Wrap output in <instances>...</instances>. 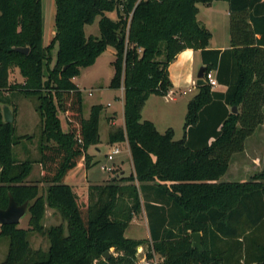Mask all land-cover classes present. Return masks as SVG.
Wrapping results in <instances>:
<instances>
[{
    "label": "trees",
    "instance_id": "obj_1",
    "mask_svg": "<svg viewBox=\"0 0 264 264\" xmlns=\"http://www.w3.org/2000/svg\"><path fill=\"white\" fill-rule=\"evenodd\" d=\"M55 1L56 34L45 45L42 0H0V208L11 193L18 204L29 200L31 215V228L0 225V237L9 239L0 264H138L145 240L125 233L143 210L152 245L165 256L162 264H264V170L248 181H220L233 154L264 122V0H226L232 48L224 51L210 48L212 32L197 18L198 3L214 0ZM114 11L116 19L107 14ZM98 16L100 35L87 36L85 26ZM56 45L55 66L46 76ZM109 45L116 49L111 87L124 86L125 123L110 130L109 143L128 142L133 171L91 184L83 201L66 178L82 159L87 168L97 162L88 150L101 142L103 105H92L86 117L74 77ZM186 48L200 50L206 73L215 70L227 90L198 85L184 137L176 140L172 127L159 131L142 110L150 95L171 90L169 64ZM15 65L25 84L10 83ZM19 94L39 100L43 128L36 162L40 181L49 184L46 194L38 183L26 182L35 161L14 156L13 145L25 135L3 120L2 104ZM47 206L60 211V223L44 225ZM31 231L48 237L47 249L31 245ZM197 231L202 250L193 246Z\"/></svg>",
    "mask_w": 264,
    "mask_h": 264
},
{
    "label": "rangeland",
    "instance_id": "obj_2",
    "mask_svg": "<svg viewBox=\"0 0 264 264\" xmlns=\"http://www.w3.org/2000/svg\"><path fill=\"white\" fill-rule=\"evenodd\" d=\"M222 4L225 1H219ZM44 11V41L45 45L52 42L56 34V12L57 5L55 0H42ZM203 6V5H201ZM202 10H207L206 7H202ZM209 11V10H208ZM207 12V11H206ZM112 18H117V13H107ZM222 15V14H221ZM203 17V13L200 14ZM209 27L214 30L215 36L220 34L221 29L216 28V22H222L219 13L213 11L208 12ZM99 19L98 16L93 24L85 26V32L87 36H99ZM204 19V18H203ZM215 25V26H214ZM219 27V25H218ZM58 45L52 51L53 59L45 67V74L48 76V68L51 69L55 66L56 53ZM115 46L109 45L106 50L95 60V62L89 66L80 67V71L74 77L75 83L78 85L83 94L84 112L85 115H90L91 106L96 103H101L103 108L100 113V139L99 143L100 152H97L96 148L92 147V152L97 153L93 155V160L96 156L97 161L95 165L89 167V176L99 182L108 183L112 181L113 176L120 178L121 176L129 175L132 166V159L129 160V147L125 142H119V144L109 143L110 130L123 126L124 107L123 99L124 86L121 88H112L111 81L115 76L116 69L113 64L116 55ZM183 57L176 56L169 64V77L172 83L171 89H174L172 94H152L150 99L145 103L142 116L144 118H150L160 131H164L169 126L174 128L176 132L175 138H181L184 134L185 117L188 110L189 101L196 95V89L193 88L191 80L186 79L189 72V63L186 64L182 61ZM202 62L199 59L191 65L193 76L197 77V74L202 66ZM206 65V64H205ZM207 66V65H206ZM11 84H25L27 78L22 74L19 66L15 65L11 67ZM179 80V81H178ZM197 85V83H194ZM198 86V85H197ZM169 93V92H168ZM124 97V96H123ZM15 103L12 105L16 109L14 126L18 128L17 134L25 135L15 144L14 156L17 158L18 150L29 146L32 148L33 153L26 155L23 160H32L34 162L33 171L31 177L26 182L38 183L40 187V193L46 194L48 183L38 180L41 179V164L36 162L35 158L40 157L39 143L42 135L43 120L40 113L37 110L39 100L34 96H25L19 94L14 96ZM37 112V113H34ZM59 116L61 119L62 128L68 130V120L66 113L59 109ZM112 120V121H111ZM115 121V122H114ZM263 143V144H262ZM115 147H119L121 152L116 154L113 160L108 158L110 153ZM37 150V152H36ZM89 151V150H88ZM249 154V156L247 155ZM255 158V161H253ZM94 162V161H93ZM255 162L259 165L258 168H253ZM85 164V160H84ZM102 165H107L108 168H103ZM86 166V165H85ZM247 167V169H246ZM110 168V169H109ZM125 168L126 171L121 172ZM245 169V170H243ZM264 170V126L258 129L256 135L249 139L247 144V152H239L235 154L230 165L228 172L221 177V180L242 181L245 179H252L256 174ZM73 187L75 188L78 198L83 201H87L89 197V186L87 182L81 183L80 180L75 177L72 178ZM68 182V181H67ZM124 182V181H122ZM146 213L142 211L132 220L129 227L126 230L125 235L127 237H135L145 240L141 245L144 248L150 246L151 240L146 221ZM30 213H27L21 218L17 224L20 228H31L30 225ZM60 211L54 207L47 206L43 223L46 227L60 223L63 219ZM31 245L34 248L47 249L49 246V239L37 231H31L29 235ZM139 248V247H138ZM9 249V239L6 237H0V263L4 261ZM113 251V249H111Z\"/></svg>",
    "mask_w": 264,
    "mask_h": 264
},
{
    "label": "crops",
    "instance_id": "obj_3",
    "mask_svg": "<svg viewBox=\"0 0 264 264\" xmlns=\"http://www.w3.org/2000/svg\"><path fill=\"white\" fill-rule=\"evenodd\" d=\"M219 1H225L223 4L221 3V2H219ZM201 5H203V6H201ZM202 7H206V9L207 10H202ZM198 8H199V11H198V14H197V18H198V20L201 22V23H203L206 27H208L210 30H211V32H212V37H211V39H210V48H214V49H220L221 51H224V50H226V49H230V48H232V42H231V28H230V23H231V13H230V6H229V2L228 1H226V0H214L213 2H211L210 4H204V3H198ZM210 9H211V11H213L214 13H219V15H220V17H221V19L223 20L221 23L219 22H216L215 21V23H216V28H220L221 29V32H220V34L218 33V35H216L215 36V32H214V30L213 29H211V27H209L210 25V23H209V20H210V18H208V12L210 11ZM209 10V11H208ZM207 11V12H206ZM203 13V17L201 18L200 17V14H202ZM222 14V15H221ZM204 18V19H203ZM218 25H219V27H218ZM258 37L260 36L259 34L257 35ZM178 57H180V56H182L183 57V59H182V61H183V63H187V62H189V60L191 59V63H189V66H188V68L190 69L189 70V72L187 73V77H186V79H188V80H191L192 81V83H193V88H195L196 89V93L198 92V88H197V85H195L194 84V82L197 80V77H194L193 76V72L191 71L192 70V67H191V65L196 61V59H199L200 60V62H202V59H201V55H200V50H196V49H193V48H186V49H184V50H182L181 52H179L178 53V55H177ZM202 64L203 65H205L203 62H202ZM213 73H214V75L216 76V71L214 70L213 71ZM179 81V80H178ZM10 82H11V76H10ZM215 89H217V90H220V91H226L227 90V85H225V84H221V83H219L218 82V85L217 86H215L214 87ZM174 89H171L170 91H169V93L168 94H172L174 91H173ZM6 94L7 95H9V91L8 92H6ZM18 96V95H17ZM124 96V95H123ZM123 96H121L122 97V99L124 98ZM150 97H151V95H150ZM150 97L147 99V101L150 99ZM147 101H146V103H147ZM15 103V100L11 103V104H14ZM96 104H101V103H96ZM94 105V104H93ZM146 105V104H145ZM92 107V106H91ZM123 107H124V100H123ZM34 113H37V112H34ZM85 113V112H84ZM86 117H88L87 115H85ZM143 119H149V120H151V121H153L152 119H150V118H144L143 117ZM15 121V120H14ZM112 121V120H111ZM115 122V121H114ZM123 123H124V117H123ZM123 126H125V123L123 124ZM264 126V122L262 123V124H260L257 128H256V130H255V132L251 135V136H249L247 139H246V142H245V148H244V150L243 151H240V152H247V144H248V141H249V139H251L254 135H256V133H257V131H258V129H260V127H263ZM169 127H171V126H169ZM168 127V128H169ZM16 128V132H17V130H18V128L17 127H15ZM168 128H166V129H168ZM173 128V127H172ZM165 129V130H166ZM174 129V128H173ZM158 130H159V128H158ZM164 130V131H165ZM160 131V130H159ZM164 131H161V132H164ZM175 134H176V132H175ZM184 134H185V131H184ZM184 134H183V136L181 137V138H175L176 140H179V139H182L183 137H184ZM23 135V134H22ZM125 143H127V145H128V147H129V144H128V142H126L125 141ZM115 144H119V142H117V143H115ZM263 144V143H262ZM99 145V144H98ZM98 145H92V147L94 146L97 150V152H100V147L98 146ZM92 147L89 149V153L91 154V155H97V153H93L92 152ZM39 148V147H38ZM14 149H15V144L13 145V151H14ZM36 152H37V150H36ZM129 152H130V155H129V160H131V151H130V148H129ZM31 153H33V150H32V148H29V146H26V147H24V148H22L21 150H18V156H17V158L16 159H18V160H23V158H26V155H29V154H31ZM237 153H239V152H236V153H234L233 154V156H232V158H231V161H230V163H229V167H228V169H227V171H226V173L228 172V170L230 169V165H231V162H232V160H233V157L235 156V154H237ZM248 156H249V154H247ZM40 157H36L35 158V160H38ZM95 160H96V156H95V158H94V162H95ZM253 161H255V158H254V160ZM253 166V168H258L259 167V165L255 162V164H253L252 165ZM34 167V166H33ZM246 169H247V167H246ZM243 170H245V169H243ZM124 171H126L125 170V168H123L122 170H121V172H123L124 173ZM131 171H133V164H132V166H131ZM225 173V174H226ZM41 174H42V166H41ZM224 174V175H225ZM31 177V175L27 178V180L29 179ZM75 177H77L79 180H80V182L81 183H85V182H87L88 184H105L104 182H99V181H96L95 179H92L90 176H89V168H87L86 166H85V164H84V159H82L80 162H79V164L77 165V167L75 168V169H73L70 173H69V175L67 176V178H66V181H68V183H70L71 185H73V181H71V179L72 178H75ZM38 180H40V178L38 177L37 178ZM249 180V179H248ZM247 179H245V180H242V181H248ZM220 181H224V180H221L220 179ZM225 181H231V180H225ZM28 183V182H27ZM144 212H145V210H143ZM146 213V212H145ZM146 216V221H147V225H148V230H149V235H150V229H149V223H148V217H147V214L145 215ZM134 220V219H133ZM132 223V222H131ZM132 238V237H131ZM133 238H135V237H133ZM135 239H139V238H135Z\"/></svg>",
    "mask_w": 264,
    "mask_h": 264
},
{
    "label": "water",
    "instance_id": "obj_4",
    "mask_svg": "<svg viewBox=\"0 0 264 264\" xmlns=\"http://www.w3.org/2000/svg\"><path fill=\"white\" fill-rule=\"evenodd\" d=\"M18 51L23 53H29L30 48L28 46H20L16 48ZM67 67V66H65ZM207 70L206 65H202L198 74H197V85H204L206 84L205 80V73ZM234 112H237V108L234 107ZM2 113H3V120L8 123H13L15 120V113L14 108L11 104H2ZM29 200H26L22 204H18L17 201L14 199L13 195L9 193V202L6 208H0V225L3 224H18L21 218L27 213L29 207ZM193 246L199 248L200 250L203 249L202 246V233L200 231L193 232ZM106 258L110 256L109 251H107L104 255ZM212 264H216L213 262Z\"/></svg>",
    "mask_w": 264,
    "mask_h": 264
},
{
    "label": "built area",
    "instance_id": "obj_5",
    "mask_svg": "<svg viewBox=\"0 0 264 264\" xmlns=\"http://www.w3.org/2000/svg\"><path fill=\"white\" fill-rule=\"evenodd\" d=\"M205 80L206 83H209L213 87L218 85V80L213 71L205 73ZM194 83H196V81ZM120 152L121 149L119 147H115L110 153H108V158L110 160H113L116 154H119ZM102 167L108 168L107 165H102ZM137 257L138 264H162L165 260V256L154 249L152 242L150 246L146 248H144L143 246H139V248L137 249Z\"/></svg>",
    "mask_w": 264,
    "mask_h": 264
}]
</instances>
